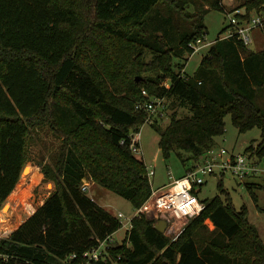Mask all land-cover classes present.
Listing matches in <instances>:
<instances>
[{
  "label": "trees",
  "instance_id": "obj_1",
  "mask_svg": "<svg viewBox=\"0 0 264 264\" xmlns=\"http://www.w3.org/2000/svg\"><path fill=\"white\" fill-rule=\"evenodd\" d=\"M241 2L242 19L264 9V0ZM211 9L225 10L221 0H0V208L29 159L31 128L48 122L62 138L58 156L42 166L56 188L0 239V264H81L86 250L117 231L119 219L86 194L85 180L134 208L148 199V167L130 143L131 131L148 119L138 105L150 97L190 110H175L164 128L151 123L165 158L179 149L199 159L216 147L230 114L240 132L261 129V141L246 153L262 159L264 109L255 90L264 88V51L248 53L237 36L219 37L196 74L184 72ZM145 50L153 54L148 62ZM150 71L157 74L136 79ZM219 188L225 198L203 199L202 213L176 240L141 214L123 243L109 248L111 257L90 264H264V241L246 206L236 209L222 182ZM206 219L215 229L201 244L196 233Z\"/></svg>",
  "mask_w": 264,
  "mask_h": 264
},
{
  "label": "rangeland",
  "instance_id": "obj_2",
  "mask_svg": "<svg viewBox=\"0 0 264 264\" xmlns=\"http://www.w3.org/2000/svg\"><path fill=\"white\" fill-rule=\"evenodd\" d=\"M242 0H221L225 10L211 9L204 15V22L207 27V34L200 43L199 49L193 54L187 55V62L184 67V72L190 76H194L200 65L203 56L207 53L209 47L219 37L226 35L229 31L230 15L235 10L246 14L247 7L242 5ZM188 10H195L194 5H188ZM264 13L262 10H251L250 17ZM249 17V18H250ZM175 36L178 33L174 31ZM252 41L247 45L248 53L264 51V29L255 28L251 31ZM208 45L204 46L203 44ZM122 51V47L118 48ZM152 52L145 50L144 59L146 62L152 58ZM157 71L142 72L138 75L140 80L145 79V76H155ZM164 81H169L168 78ZM257 85L255 86V89ZM258 93L256 102L258 106L264 109V88L255 90ZM168 111L165 118L159 120V126L164 128L169 122L172 113L177 110L180 116L190 114L187 106H181L177 102L175 107H172L173 100L167 99ZM226 131L222 135L214 138L216 149L225 148L229 153L245 154L246 149L251 144L257 145L261 139V129L256 126L247 131L240 132L233 122L231 115L225 117ZM138 131L141 135V146L143 153L138 155L146 163L148 170H154L153 175L150 176L153 187H160L168 184L173 178H177L186 173L189 168H193L201 160L191 156V153L185 150L176 149L168 158H165L163 153L159 150L158 143L160 140V131L157 126L146 122ZM136 131L132 130L131 134L134 136ZM62 143L60 138L47 122L41 125H36L31 128V138L29 141V159L25 164L20 179L9 195L7 200L0 208V239L12 233L25 219H27L38 207H40L45 199L55 190L56 183L51 177H47L42 170L43 164L53 163L58 156ZM182 156L188 157L183 160ZM259 167L264 168V156L258 160ZM222 182L223 187L231 195L232 202L236 209L246 206L248 211V219L251 224L256 226L260 236L264 241V171L255 175H249L241 179L231 172L221 175L219 171L214 174H208L205 177V182L201 186L199 196L202 199L212 198L220 194L223 198L219 184ZM88 183L86 194L90 196L97 204L104 207L113 215L118 212H123L126 216H132L135 212L134 205L126 197L116 193L115 191L93 181L85 180ZM6 206V207H5ZM5 207V208H4ZM155 224L160 220L168 222L165 226L164 233L172 240H176L184 227L193 219L176 221L174 219H167L164 216H155L152 218ZM125 221V218L123 219ZM215 226L210 219L204 221V226H201L196 233L198 242L203 244L208 237L213 234ZM124 234V230L120 229L116 232L117 238ZM117 264V263H114Z\"/></svg>",
  "mask_w": 264,
  "mask_h": 264
},
{
  "label": "built area",
  "instance_id": "obj_3",
  "mask_svg": "<svg viewBox=\"0 0 264 264\" xmlns=\"http://www.w3.org/2000/svg\"><path fill=\"white\" fill-rule=\"evenodd\" d=\"M230 15L229 31L221 38H230L237 36L243 43L249 45L252 41L251 31L255 28L264 29V13H258L248 19H242L244 15L239 10H235ZM203 39H198L193 47L195 51L199 49ZM203 44L204 46L208 45ZM169 86V83L164 82ZM144 94L147 92L144 90ZM144 108L148 114L147 122H154L165 118L168 111V104L165 97L153 96L144 103L138 105ZM140 131L131 136L130 149L135 155L143 153L141 146ZM124 143V141H122ZM201 161L195 167L189 169L180 177L173 178L168 184L160 187H152V192L148 199L138 208L132 216H126L123 212H118L116 217L120 221V229L124 230V234L117 238L116 232L108 235L104 239H98L97 244L86 250L83 254V262L81 264H90L92 261L105 260L111 257L109 248L116 243H123L133 228V219L141 214H153L155 216H164L167 219L183 221L192 219L200 215L205 207L203 199L199 196L201 186L205 182L208 174H214L219 171L221 175L231 172L233 175L244 179L249 175H255L264 171L259 167V162L251 156V154H234L229 153L227 149L215 147L205 152L199 158ZM154 170H148L149 176L153 175ZM88 183L82 185V189H88ZM125 218V221L123 220ZM71 257H77L72 254Z\"/></svg>",
  "mask_w": 264,
  "mask_h": 264
},
{
  "label": "water",
  "instance_id": "obj_4",
  "mask_svg": "<svg viewBox=\"0 0 264 264\" xmlns=\"http://www.w3.org/2000/svg\"><path fill=\"white\" fill-rule=\"evenodd\" d=\"M137 80H139V78L137 77L136 78ZM6 207V206H5ZM4 207V208H5ZM147 217L148 218H150V219H152V218H154V215L151 213V214H148L147 215ZM167 224H168V222L166 221V220H160V221H158L156 224H155V227L159 230V231H161V232H164L165 230V226H167ZM13 232V231H12Z\"/></svg>",
  "mask_w": 264,
  "mask_h": 264
}]
</instances>
